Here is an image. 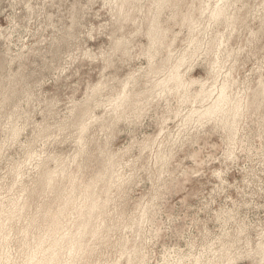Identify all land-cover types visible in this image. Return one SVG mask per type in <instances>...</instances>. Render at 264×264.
Instances as JSON below:
<instances>
[{
  "label": "rangeland",
  "instance_id": "rangeland-1",
  "mask_svg": "<svg viewBox=\"0 0 264 264\" xmlns=\"http://www.w3.org/2000/svg\"><path fill=\"white\" fill-rule=\"evenodd\" d=\"M0 264H264V0H0Z\"/></svg>",
  "mask_w": 264,
  "mask_h": 264
}]
</instances>
